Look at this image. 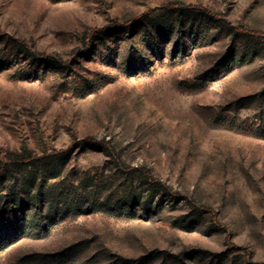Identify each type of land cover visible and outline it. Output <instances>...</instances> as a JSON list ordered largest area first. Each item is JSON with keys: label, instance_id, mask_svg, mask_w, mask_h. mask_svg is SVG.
<instances>
[{"label": "rangeland", "instance_id": "obj_1", "mask_svg": "<svg viewBox=\"0 0 264 264\" xmlns=\"http://www.w3.org/2000/svg\"><path fill=\"white\" fill-rule=\"evenodd\" d=\"M0 264H264V0H0Z\"/></svg>", "mask_w": 264, "mask_h": 264}, {"label": "trees", "instance_id": "obj_2", "mask_svg": "<svg viewBox=\"0 0 264 264\" xmlns=\"http://www.w3.org/2000/svg\"><path fill=\"white\" fill-rule=\"evenodd\" d=\"M176 8H181V9H188L191 8L190 6H179V3L175 2V3H171L167 6V9H176ZM202 10V9H201ZM105 31V29H103ZM20 44V43H19ZM22 46V44H21ZM87 50V49H86ZM87 52V51H86ZM34 59V55H31ZM59 63V62H58ZM9 199L7 200V202L4 204L5 207H7L9 210L14 209L17 205L19 201H16L13 199V197H8Z\"/></svg>", "mask_w": 264, "mask_h": 264}]
</instances>
